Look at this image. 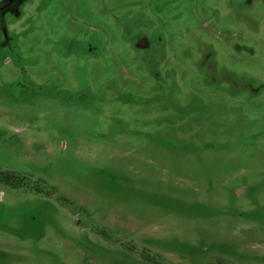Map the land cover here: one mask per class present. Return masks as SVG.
<instances>
[{"label":"rangeland","instance_id":"374dc122","mask_svg":"<svg viewBox=\"0 0 264 264\" xmlns=\"http://www.w3.org/2000/svg\"><path fill=\"white\" fill-rule=\"evenodd\" d=\"M0 264H264V0H0Z\"/></svg>","mask_w":264,"mask_h":264},{"label":"trees","instance_id":"16d2710c","mask_svg":"<svg viewBox=\"0 0 264 264\" xmlns=\"http://www.w3.org/2000/svg\"><path fill=\"white\" fill-rule=\"evenodd\" d=\"M27 178L14 172H2L0 170V183L11 188L21 189L27 184Z\"/></svg>","mask_w":264,"mask_h":264}]
</instances>
